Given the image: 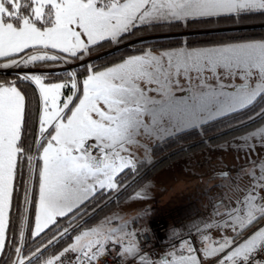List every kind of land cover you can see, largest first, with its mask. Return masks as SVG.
<instances>
[{
    "label": "snow or ice",
    "instance_id": "obj_1",
    "mask_svg": "<svg viewBox=\"0 0 264 264\" xmlns=\"http://www.w3.org/2000/svg\"><path fill=\"white\" fill-rule=\"evenodd\" d=\"M255 14L264 0H0V72L13 76L0 81V264H264V162L253 159L264 152V40L194 45L185 34L156 49L139 36ZM106 46L129 52L100 64L114 55L92 58ZM209 124L239 131L228 146L246 160L242 199L211 198L155 254L141 243L150 229L132 227L143 216H97L144 163L132 150L147 152L141 138Z\"/></svg>",
    "mask_w": 264,
    "mask_h": 264
},
{
    "label": "rangeland",
    "instance_id": "obj_2",
    "mask_svg": "<svg viewBox=\"0 0 264 264\" xmlns=\"http://www.w3.org/2000/svg\"><path fill=\"white\" fill-rule=\"evenodd\" d=\"M263 17H258L257 19H262ZM249 26H261V27L263 26L264 27V19L263 20H255L254 23H250V22L239 23V24L234 25V26H216V25L212 26V25H210V26H206V27H197V28L183 27L182 33H184V34H200L203 32H213V31H219V30H230V29L232 30V29H239V28L241 29V28H245V27H249ZM155 30L157 32L152 33L153 36L156 35V33H159L158 32L159 29H155ZM155 30H153V31H155ZM140 37L148 39V34H142V35H140ZM136 39L137 38H134V40H136ZM254 40H262V39H254ZM114 49H115V46L113 48H111L110 50H107V51H111ZM93 56H95V55H93ZM220 131H225V130H224V128H221L220 130H217L214 133H207V134L199 137V139H197L195 141H200V140L207 141V138L209 136H211L213 134L220 133ZM238 135H239V133L227 134L225 136V138L222 140H219V141L214 142V143L206 142V144H204V145L197 146V147L192 148V149H187L186 152L181 154V155L180 154L176 155V157H174L171 160H169L168 162H166V164H164L158 170H156L155 173L148 180H146L145 182H143L141 184V185H144L145 187H147L148 185H151L150 191L148 192V195L150 196L149 199L137 200L135 202H128L127 201L128 196H127L121 202L115 203V205L112 206L111 209L109 208V210L104 212V213H102L103 210L107 209V207H109V206L103 208L102 211H99L98 217L102 218L106 215L119 214L122 217L121 222H124V221L131 222L134 217L143 216L144 219H141L138 224L132 225V227H135V228L144 227V224L147 223L148 221L166 219V218L149 219L151 214L157 210L156 207L154 206L155 205L154 203L156 201L159 202V205H160L159 208H161L164 205L170 204V201H171V195L170 194L172 193V191L170 189V186L163 185V182L165 183L166 181L160 180L159 177L167 169H169V167L171 168V170L173 168H177V164H174V163L170 164L172 161L176 160L177 158H180V156H182V155L184 156L186 154H191V153H194V156H189L187 158H189V159L191 157L197 158L198 162L199 161L201 162V164L199 166L200 169L207 167V163H208L207 160H210L206 155L207 151H209L210 153H215V154L219 155L218 157H216V155H214L215 160L217 159V161H215V162H218V163H216L217 166L215 168H213L214 171H219L221 173L225 171V172L229 173L228 179L224 180V179H221L220 176L219 177L216 176L214 178L211 176L212 173H210V172L208 173L207 171L205 172L206 176L203 177V181H201L199 184L202 186H203V184L204 185H207V183L209 184L208 185L209 187L207 188V190L204 194L205 196L206 195L210 196L209 200H211V198H213L216 194L218 195L221 193L226 194L228 199L230 198L229 196H231L230 199H232V198L234 199L236 194L237 195L239 194V191H242V194H245L244 189L249 186L251 181H250L249 177L247 175H245V173L237 171L242 165H246L244 153L238 152V151L234 150V147L228 146V142L233 140L234 137H236ZM195 141L192 140L189 142H185L183 144H177V147L182 146L185 148V147H187V145H191V143H194ZM161 142L155 143L154 145L160 144ZM211 147H213V148H211ZM256 151H257V155L253 156V159H257V160H260L261 162H264V152H262L259 148H257ZM209 156L212 158V155H209ZM140 160L144 161V163H141L138 166H140L141 168L142 167L147 168V166L151 165L153 162L158 160V157L154 158V157H152V155H150V156L148 155L146 158H142ZM248 168H250V166H248ZM207 179H209V180L211 179L214 181L213 182H211V180L207 181ZM219 184H224L225 187L224 188L216 187ZM139 187H137L135 190H137ZM197 199H199V198H197ZM200 203H201V201H200ZM201 206H202V204H201ZM177 209H178V207L174 208L172 211H169V213L170 214L173 213V215H170L169 217H167V219L169 218L172 220V222H174L177 218V217H175L177 214H185L188 216H194L197 213H200V210H197L192 214H186L184 212H179L180 210L178 211ZM94 223H95V221H92L90 223V225L94 226ZM145 228H146V226H145Z\"/></svg>",
    "mask_w": 264,
    "mask_h": 264
},
{
    "label": "trees",
    "instance_id": "obj_3",
    "mask_svg": "<svg viewBox=\"0 0 264 264\" xmlns=\"http://www.w3.org/2000/svg\"><path fill=\"white\" fill-rule=\"evenodd\" d=\"M264 15L262 14H255L251 16H243L238 17L236 19H222L218 22L212 23V24H192L187 26V28H197V27H206V26H234L239 23H254L255 20H263ZM258 17H263L262 19H257ZM157 32L156 30H150L149 32H142L139 34H148V39H145L146 45L149 47H154L156 49L160 48H167L174 46L179 43L181 38H185V34L183 32V27L181 26H172V27H164L162 29H159L156 35L153 36L152 33ZM150 34V35H149ZM169 36L171 39H163L161 37L163 36ZM135 38V37H134ZM133 38V41H135ZM186 39L194 45H201V44H207L208 42L212 43H219L221 41H228V40H236V39H245V40H254V39H262L264 40V27L262 26H249L245 28H239V29H230V30H219V31H213V32H203L200 34H188L186 35ZM144 44H136V48L144 47ZM114 46H106L105 48H101L98 50L97 53H94L93 55H99L105 53V51L110 50ZM114 52V55L108 56L107 60L100 61V64H107L113 61L119 60L120 57L128 54L129 49L128 48H121L120 50H111ZM93 56V59L95 58ZM77 71H81V69H77ZM13 79V76L8 73H2L0 72V81H8ZM22 87L26 88V90L29 93V98H32L31 95V88L27 85H21ZM67 91V90H66ZM221 127H217L216 124H209L204 127L202 130H196V131H188L185 133H181L179 135H174L173 137L169 139L163 140L160 144L152 146L150 149V154L152 157L157 158L155 162H153L151 165L146 167H140L138 166V172L132 180L129 181L131 184L130 187L125 189L121 192L120 198L117 202H121L124 200L127 196H129L130 193H132L137 187H139L143 182L148 180L156 170H158L161 166L166 164L169 160L176 157V155H181L186 152L187 149H192L197 146H201L206 144V142H217L219 140H222L225 138L227 134H237L239 131L231 130L225 134V131H220V133L213 134L207 138V141L200 140L195 141L199 139V137L207 134V133H214L217 130H220ZM194 140V143H191V145H187V147H177V144H183L185 142H189ZM176 147V148H175ZM115 202V203H117ZM115 203L108 204L109 207L107 209L103 210L102 213L106 212L111 209L112 206L115 205ZM99 212L97 213L98 216ZM92 221H89V224Z\"/></svg>",
    "mask_w": 264,
    "mask_h": 264
},
{
    "label": "crops",
    "instance_id": "obj_4",
    "mask_svg": "<svg viewBox=\"0 0 264 264\" xmlns=\"http://www.w3.org/2000/svg\"><path fill=\"white\" fill-rule=\"evenodd\" d=\"M236 83H239V81H235ZM183 83V81H182ZM162 141V140H161ZM159 141V142H161ZM155 140H150L147 138H141V143L144 144L147 148V152H145L144 148H134L132 149L136 155L142 159L146 158L148 155L150 156V149L155 143H159ZM213 146V145H212ZM213 148V147H211ZM207 149V148H206ZM197 154V153H196ZM207 157L210 160H207V167L200 169L199 166L201 162L197 160V158H187L189 156H194V153L186 154L180 156V158H177L176 160L172 161L170 164H177V168H171L167 169L160 177V180L166 181L163 182V185L170 186V189L172 191L171 195V201L170 204L164 205L161 208H159V202L156 201L154 206L156 207V211H154L149 219L152 218H166L170 215H173L169 213V211H172L174 208L178 207L179 212H184L186 214H192L197 210H200L202 212V216H206L207 213L210 211V200L208 195H204L207 188L209 187L208 183L207 185H200L199 183L203 181V177L206 176L205 172L212 173V177L220 176L221 172L214 171L213 168H215L217 165L215 162L214 155L218 157L219 155L215 153H210L207 151ZM212 155V158L209 156ZM213 160V161H212ZM225 172V171H224ZM211 180V179H210ZM207 179V181H210ZM205 181V180H204ZM214 180H211L213 182ZM245 194H242V191H239V194L235 196V198L230 199L231 196H229L230 201H235L237 199H242ZM217 194L214 196L216 197ZM203 197V198H202ZM237 197V198H236ZM199 198V199H197ZM202 198V199H201ZM201 201V203H200ZM202 204V206H201ZM200 205V206H199ZM148 219V220H149ZM148 223L144 224V227L146 226V229H148ZM168 245V244H167ZM166 247V246H165ZM165 247H162L160 249L152 250L151 252L153 254L161 252Z\"/></svg>",
    "mask_w": 264,
    "mask_h": 264
},
{
    "label": "built area",
    "instance_id": "obj_5",
    "mask_svg": "<svg viewBox=\"0 0 264 264\" xmlns=\"http://www.w3.org/2000/svg\"><path fill=\"white\" fill-rule=\"evenodd\" d=\"M198 216L203 217L201 211L200 213H197L194 216L177 214L175 216L177 218L174 222H172V220L169 218L149 221L148 223V229H150L149 236L142 238L141 243H144V240L147 239L149 241V245H148V249L146 250H150V251L165 247L170 242V233L172 232L173 229H175L177 234H183V227L189 224L190 219L196 218ZM109 264H114V262L109 260Z\"/></svg>",
    "mask_w": 264,
    "mask_h": 264
}]
</instances>
